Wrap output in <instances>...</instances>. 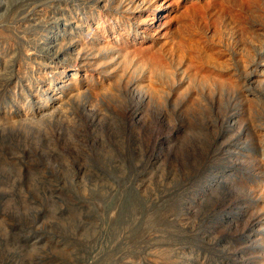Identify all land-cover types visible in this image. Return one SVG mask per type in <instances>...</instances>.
<instances>
[{
    "label": "rangeland",
    "instance_id": "obj_1",
    "mask_svg": "<svg viewBox=\"0 0 264 264\" xmlns=\"http://www.w3.org/2000/svg\"><path fill=\"white\" fill-rule=\"evenodd\" d=\"M156 2L0 0V264H264V0Z\"/></svg>",
    "mask_w": 264,
    "mask_h": 264
},
{
    "label": "bare ground",
    "instance_id": "obj_2",
    "mask_svg": "<svg viewBox=\"0 0 264 264\" xmlns=\"http://www.w3.org/2000/svg\"><path fill=\"white\" fill-rule=\"evenodd\" d=\"M154 1H157V2L156 4H153L152 8H155L156 13L154 11V15L152 16V18L143 20L140 23H138L140 24V27L142 29L140 31L143 32V35L145 38L144 40H148L149 35H156L159 32L160 33L165 32L167 29L166 26L168 27L167 25L168 23L166 22L164 18L165 10H163V9H167V6H168L167 0H154ZM161 10L163 11L162 15L158 16ZM260 49H262V47ZM259 57L261 58V60H264V49L260 51Z\"/></svg>",
    "mask_w": 264,
    "mask_h": 264
},
{
    "label": "trees",
    "instance_id": "obj_3",
    "mask_svg": "<svg viewBox=\"0 0 264 264\" xmlns=\"http://www.w3.org/2000/svg\"><path fill=\"white\" fill-rule=\"evenodd\" d=\"M43 244V243H42ZM47 260H48V258H47Z\"/></svg>",
    "mask_w": 264,
    "mask_h": 264
}]
</instances>
